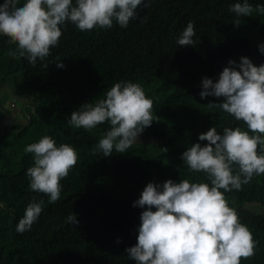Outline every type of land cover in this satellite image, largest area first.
Masks as SVG:
<instances>
[{"label": "trees", "instance_id": "trees-1", "mask_svg": "<svg viewBox=\"0 0 264 264\" xmlns=\"http://www.w3.org/2000/svg\"><path fill=\"white\" fill-rule=\"evenodd\" d=\"M234 2L152 0L162 13L142 8L138 20L130 21L127 28L114 23L111 28L81 31L67 22L58 45L34 68L32 76L15 42L0 36V200L5 202V208L0 209V264H124L115 251L133 226L131 202L140 177L162 178V161L173 175L179 169L183 176H190L180 168L179 155L195 131L205 132L213 120L223 122L219 131L225 126H243L244 122L234 117L213 115L215 108L207 105L214 101L212 96L202 99L199 95L202 78L217 79L218 70L227 66L229 59L239 62L240 56H247L257 66L264 63V54L258 50L264 42V14L253 11L251 16L237 17L229 10ZM249 2L255 7L264 0ZM237 19L239 25L233 23ZM189 20L197 25L200 39L194 45L177 46L180 28ZM57 58L62 60V68L56 66ZM114 81L140 83L153 99L154 121L126 155L92 159V173L87 175V155L98 154L95 144L109 125L105 122L80 131L69 127L67 119L80 101L103 98L105 92H100ZM10 96L20 107L21 123L6 105ZM69 97L73 102H64ZM43 132L57 144H71L80 154V162L60 181L67 199L48 209V228L27 241L7 234V219L19 201L31 198L23 182L34 161L24 148ZM125 163L128 172L121 169ZM225 194L256 241L255 254L241 257L240 264H264V174ZM90 195L123 202H99ZM69 213L76 214L78 223L66 222ZM82 219L109 223L97 230L91 222L84 226Z\"/></svg>", "mask_w": 264, "mask_h": 264}, {"label": "clouds", "instance_id": "clouds-1", "mask_svg": "<svg viewBox=\"0 0 264 264\" xmlns=\"http://www.w3.org/2000/svg\"><path fill=\"white\" fill-rule=\"evenodd\" d=\"M151 3L152 0H0V36L15 42L19 56L37 68L58 45L67 22L81 31L111 28L114 23L127 28ZM229 10L237 17L251 16L253 11L264 14V3L253 7L249 0H235ZM233 23L240 24L238 19ZM197 39V25L189 20L180 28L175 43L189 46ZM258 50L264 54V42ZM55 63L57 67L64 66L61 59ZM104 92L103 98L86 99L72 111L67 123L92 130L106 122L109 127L95 151L103 156L113 152L126 155L136 145L139 134L154 121L153 99L135 81H114L100 94ZM199 95L202 99L223 97L219 103L209 101L207 105L243 121V126H225L218 131L212 125L200 133L197 142L179 155L180 168L190 176H183L177 169L174 180H145L141 193L131 202L132 246L125 248L130 264H240L241 257L255 254L252 232L239 220L236 209L229 206L225 193L240 190L253 176L264 174V63L257 66L247 56H240L239 62L229 59L217 79L202 78ZM201 141L207 143L202 145ZM24 151L33 154L34 162L25 171L26 190L33 201L18 219L17 233L31 229L43 211L44 201L50 205L66 201L65 190L61 193L65 186L60 181L80 162V154L71 144H57L49 135L27 144ZM195 172H203L200 177L204 180H193ZM4 208L5 202L0 200V209ZM67 221L78 223L76 214H69Z\"/></svg>", "mask_w": 264, "mask_h": 264}, {"label": "rangeland", "instance_id": "rangeland-1", "mask_svg": "<svg viewBox=\"0 0 264 264\" xmlns=\"http://www.w3.org/2000/svg\"><path fill=\"white\" fill-rule=\"evenodd\" d=\"M149 9L150 10H152V11H154V12H156V13H162V11H157L155 8H154V5H152V4H150L149 5ZM130 29H128L127 30V32L128 33H130L131 32V28H132V25H130V27H129ZM204 44V43H203ZM117 53H118V55H120L121 54V52L120 51H117ZM23 61L27 64V66H28V69H27V71H28V73H29V75L30 76H32L33 74H34V66L35 65H33V64H30V63H27V60L24 58L23 59ZM220 71H222V69H219L218 70V74H219V72ZM42 85H43V87H45V84L44 83H42ZM200 85H201V83H200ZM212 98H213V100L215 101V102H217V103H219L222 99H223V97H213L212 96ZM97 99V97L96 98H88V101H94V100H96ZM66 101H68L69 103H72L73 102V97L72 98H68L67 100H65L64 99V102H66ZM50 103H53V97L51 96V99H50ZM12 104H14V105H12ZM82 104V102L80 101L79 103H77L73 108H71V109H76L77 107H79L80 105ZM7 107H8V109L10 110V113H11V115H12V117H14L15 119H16V121H18L19 123H21L20 122V120H19V112H20V107H19V105L16 103V101L14 100V99H12V97L10 96L9 98H8V100H7ZM1 111H2V109H0ZM215 114H224V115H226V116H228V117H230V118H233L232 116H230L229 114H227V113H225V112H222L220 109H218V108H215V111L213 112V115H215ZM235 121V120H234ZM236 122V121H235ZM67 125L69 126V127H71L68 123H67ZM216 126L217 127V130L219 131L221 128H222V126H223V122L221 121V120H213L210 124H209V127L210 126ZM236 125V124H235ZM234 125V126H235ZM209 127H207L206 128V131L208 130V128ZM78 130H80V131H84V129L81 127V128H79ZM43 135H48V133H46V132H43V133H41L40 134V136H38V137H36V138H34V140H32L31 142H36V141H38L39 140V138L41 137V136H43ZM204 143H207V141H201V144L203 145ZM97 144V143H96ZM96 144H95V146H96ZM98 154H95V155H87V160H88V166H87V168H86V170H85V172H86V174L87 175H91V173H92V169H91V160L92 159H96V158H107V157H109V156H103L102 155V153H99V152H97ZM110 156H113V157H117L118 156V154L116 153V152H113V154H111ZM162 164L164 165V167H165V170H164V174H163V176H162V182H164L165 180H167V179H169V178H171L172 180H174V175L172 174V172L169 170V168H168V165H167V162L166 161H162ZM138 165H139V161L137 160V162H136V166L138 167ZM121 169L122 170H124V171H129L128 170V166H127V164L125 163V164H121ZM203 174V172H195L194 174H193V180H198L199 179V177L201 176ZM24 184H26L27 183V177H26V182H23ZM145 184V180L144 179H142V177H140V180H139V184H137V186H135V188H134V192H133V196H136V195H138V194H140L141 193V191H140V187L142 186V185H144ZM61 193H64V189L62 188V191H61ZM43 194V193H42ZM74 193L72 192L71 193V195H73ZM25 195H27V193L25 192ZM89 198L90 199H96V200H98L99 202H106V203H112V204H118V203H122L123 201L122 200H110V199H106V198H102V199H98V198H94L92 195H90L89 196ZM41 199H43V196H42V198ZM134 201V200H133Z\"/></svg>", "mask_w": 264, "mask_h": 264}, {"label": "crops", "instance_id": "crops-1", "mask_svg": "<svg viewBox=\"0 0 264 264\" xmlns=\"http://www.w3.org/2000/svg\"><path fill=\"white\" fill-rule=\"evenodd\" d=\"M152 113H155V109H152L151 110ZM143 131H146V127ZM202 133V130H197L195 131L191 136H190V143L188 145H186L187 147L190 146V144L192 143H195L197 142L198 140V135ZM1 159V157H0ZM191 180V178H190ZM29 195L31 196V194L29 193ZM30 201H33L31 198L26 200V201H23V202H18L15 209H14V213L8 217L7 219V223H9L10 227L7 231V234L11 235L12 237H15V238H23L27 241H29L30 239H32L39 230H46L48 228V216H47V211L49 208H51L52 206L54 205H50L48 202L44 201V204H43V211L42 213L40 214L38 220L36 222L33 223L32 227L30 230L28 231H25L23 233H17L15 231V226H16V223L18 222V219L24 214V210H25V207L26 205L30 202ZM79 209L81 210V207H79ZM69 214H72V213H69ZM68 214V215H69ZM67 215V216H68ZM67 216L65 217V220L67 223H69L67 221ZM92 223L93 225H96V228L97 230H99V227L101 226V224H106V223H109V221H101V220H98V221H88L86 219H82V224L84 226L88 225L89 223ZM132 246V227L130 229V233L127 234L121 241V246L120 248L118 249V251L115 253H118L119 255H121L124 259V264H128L129 263V258L127 256V253L125 252V248L126 247H130Z\"/></svg>", "mask_w": 264, "mask_h": 264}]
</instances>
